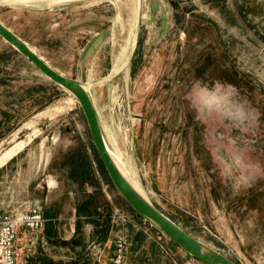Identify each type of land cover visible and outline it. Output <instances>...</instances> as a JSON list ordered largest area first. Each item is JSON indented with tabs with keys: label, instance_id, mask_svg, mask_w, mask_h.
<instances>
[{
	"label": "rangeland",
	"instance_id": "obj_1",
	"mask_svg": "<svg viewBox=\"0 0 264 264\" xmlns=\"http://www.w3.org/2000/svg\"><path fill=\"white\" fill-rule=\"evenodd\" d=\"M29 2L0 20L59 72L97 81L104 125L150 199L238 264H264V0H144L115 80L137 0ZM36 208L46 222L20 230L19 264H116L121 248L123 264H204L132 208L76 96L0 35V213Z\"/></svg>",
	"mask_w": 264,
	"mask_h": 264
},
{
	"label": "water",
	"instance_id": "obj_2",
	"mask_svg": "<svg viewBox=\"0 0 264 264\" xmlns=\"http://www.w3.org/2000/svg\"><path fill=\"white\" fill-rule=\"evenodd\" d=\"M9 6H11L9 3H0V8ZM139 6V20L134 49L141 37L144 19V0H140ZM0 35L46 76L76 96L88 121L94 144L113 184L139 215L165 236L177 243L187 253L202 261L204 264H238L225 253L184 229L171 216L158 207L150 197L134 183L132 178L128 176L114 156V145L104 125L102 114L91 89L92 84H95L97 81L89 83L59 72L43 58L38 48L30 45L29 42L24 40L1 20ZM125 74L124 71H121L113 77L108 76L106 80H115Z\"/></svg>",
	"mask_w": 264,
	"mask_h": 264
},
{
	"label": "built area",
	"instance_id": "obj_3",
	"mask_svg": "<svg viewBox=\"0 0 264 264\" xmlns=\"http://www.w3.org/2000/svg\"><path fill=\"white\" fill-rule=\"evenodd\" d=\"M46 218L41 209L20 213H0V264H19L20 230H38ZM116 264H123V249L117 254Z\"/></svg>",
	"mask_w": 264,
	"mask_h": 264
},
{
	"label": "bare ground",
	"instance_id": "obj_4",
	"mask_svg": "<svg viewBox=\"0 0 264 264\" xmlns=\"http://www.w3.org/2000/svg\"><path fill=\"white\" fill-rule=\"evenodd\" d=\"M8 3H11V4H30L29 0H8ZM37 3H38V1H37ZM139 5H140V0H137L136 17H135V21H134L131 37L127 41L126 45L123 47L121 53L118 55L116 62L113 64L111 73L109 74L110 77H113L117 73H119L121 71H124L126 73L125 77L128 78V64H129L131 55H132V53L134 51V45H135L136 36H137V27H138V20H139V7H140ZM109 136H110V139H111V141H112V143L114 145V148H115L114 156L116 157L117 161L120 163V165L126 171L128 176H130L132 178L134 183L148 195V193L146 192L144 187L140 184V181L135 177L134 173L136 171L134 172L132 167L124 160L120 149L118 148V146L116 145L115 140L113 139L114 137H111L110 134H109ZM13 151H14V148L9 150L8 153L5 152L6 154H4V158L9 157L12 154ZM130 161H131V159H130ZM137 174H138V172H137Z\"/></svg>",
	"mask_w": 264,
	"mask_h": 264
}]
</instances>
